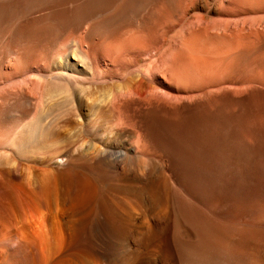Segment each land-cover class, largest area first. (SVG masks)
<instances>
[{"label":"bare ground","instance_id":"obj_1","mask_svg":"<svg viewBox=\"0 0 264 264\" xmlns=\"http://www.w3.org/2000/svg\"><path fill=\"white\" fill-rule=\"evenodd\" d=\"M259 32L264 0H0V264H264V142L174 119Z\"/></svg>","mask_w":264,"mask_h":264},{"label":"rangeland","instance_id":"obj_2","mask_svg":"<svg viewBox=\"0 0 264 264\" xmlns=\"http://www.w3.org/2000/svg\"><path fill=\"white\" fill-rule=\"evenodd\" d=\"M246 32L244 31L243 34ZM262 34H264V32H259L253 37V42L250 46H239V48H234V57L236 56L235 62H232V64L229 61L222 62L223 67L219 68V73H223L224 78L223 75H218V71H215L214 63H217V61H213L214 63L212 62V71H214V73L216 72L218 77L215 76L216 74L213 76V72L210 73V68L209 72H205L208 73L206 74L207 76H204L207 86L202 82L200 76H197V79L193 77V80L192 77H190L191 81L189 79L188 85L192 87L193 91L194 88L198 90V94H200V96L202 95V99L184 102L187 108L175 116L174 119H176V122L186 127L188 134L193 138H202V141L217 143H228L231 141H252V143L264 142V35ZM153 37H155V35ZM226 62L227 64L230 63L231 70L229 65L225 64ZM206 64V66H208L209 63L207 62ZM206 66L204 65L205 68ZM225 66H227L226 74L223 70ZM218 67L220 66L217 64V68ZM210 74H212V79L209 78L211 81H209L208 84V75ZM203 75L204 72H202V76ZM213 78L215 80L218 79L216 81H218L220 85H218V83L214 84ZM225 78H227V80ZM197 80H199V82L201 81L202 84L199 83L198 85ZM222 82L226 84L223 85ZM157 84L161 85L159 82H157ZM216 85L219 87L217 88ZM211 87H215V89ZM205 88L211 89L206 90ZM202 90L205 92H202ZM221 150V153L224 152L221 160L230 168V165L239 161V159H237L238 157H230V155H227V153L223 151L224 149ZM65 162L66 159L58 160L60 164H64ZM234 166L235 165H233L232 168Z\"/></svg>","mask_w":264,"mask_h":264}]
</instances>
